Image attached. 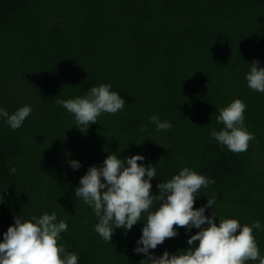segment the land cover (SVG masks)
Instances as JSON below:
<instances>
[{"label": "trees", "instance_id": "16d2710c", "mask_svg": "<svg viewBox=\"0 0 264 264\" xmlns=\"http://www.w3.org/2000/svg\"><path fill=\"white\" fill-rule=\"evenodd\" d=\"M253 60L264 67V0H0V107L33 108L15 131L0 119V239L13 216L55 211L68 223L58 243L78 264H139L145 257L133 248L143 222L127 235L116 229L108 243L93 230L91 209L74 199L79 178L110 152L158 163L154 193L160 180L190 167L215 180L194 207L215 197L220 218L264 225V93L244 79ZM101 83L126 104L81 132L56 101ZM237 98L255 138L233 153L209 130L223 127L219 109ZM152 115L172 127L157 132ZM253 235L264 256V229ZM186 240L180 228L150 251L172 253Z\"/></svg>", "mask_w": 264, "mask_h": 264}, {"label": "clouds", "instance_id": "9594fccd", "mask_svg": "<svg viewBox=\"0 0 264 264\" xmlns=\"http://www.w3.org/2000/svg\"><path fill=\"white\" fill-rule=\"evenodd\" d=\"M259 63L258 60L249 63L244 79L251 90L264 93V67H258ZM56 103L72 115L75 127L81 132L97 124L103 113L116 114L126 104L118 91L112 90L111 83H101L83 96L58 99ZM246 108L241 99H234L220 108L216 116L223 127L219 131L209 130V136L218 145L233 153L246 151L249 141L255 138L244 124ZM32 111L30 104H24L11 114L0 107V119L15 131ZM149 122L155 125L157 132L172 127L170 121H162L157 115L150 116ZM118 154L110 152L99 166H89L74 189V199L81 200L94 214L93 230L102 240L109 243L116 229H122L127 235L134 225L143 222L133 248L134 253L145 257L139 264H247L249 261L264 264V256L253 235L254 230L264 229L259 220L249 225L240 223L238 218H220L214 207L215 197L207 196L205 204L194 207L203 194L201 190L215 183L213 178L185 166L170 179L160 180L155 185L158 191L154 193L151 182L157 177L158 163L149 161L146 166L143 155L119 158ZM67 162L73 170L81 167L78 160ZM9 172L15 174V165ZM4 202L5 197L0 194V203ZM180 228L185 229L187 248L172 253L165 250L160 255L150 251L166 238L178 236ZM193 228L198 231L189 235ZM67 230L66 219H58L55 211L28 218L13 216V223L0 239V264H78V254L68 252L58 243Z\"/></svg>", "mask_w": 264, "mask_h": 264}]
</instances>
